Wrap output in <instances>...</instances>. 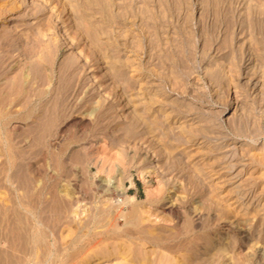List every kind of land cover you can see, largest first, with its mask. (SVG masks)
I'll return each instance as SVG.
<instances>
[{
    "label": "rangeland",
    "instance_id": "rangeland-1",
    "mask_svg": "<svg viewBox=\"0 0 264 264\" xmlns=\"http://www.w3.org/2000/svg\"><path fill=\"white\" fill-rule=\"evenodd\" d=\"M0 58V264H264V0H0Z\"/></svg>",
    "mask_w": 264,
    "mask_h": 264
},
{
    "label": "bare ground",
    "instance_id": "bare-ground-1",
    "mask_svg": "<svg viewBox=\"0 0 264 264\" xmlns=\"http://www.w3.org/2000/svg\"><path fill=\"white\" fill-rule=\"evenodd\" d=\"M9 45L10 46H12L13 45V43L11 42V43H9ZM34 63V62H33ZM1 66H2V59L0 58V68H1ZM16 82H10L9 83V91L11 90L12 92L15 90V88H16ZM254 84V83H253ZM8 89V88H7ZM10 183V182H9ZM7 188V187H6ZM13 188V187H12ZM10 191H11V189H9ZM8 191V190H7ZM171 192V191H170ZM15 193V192H14ZM244 193H245V191H244ZM249 193V192H248ZM17 194V193H16ZM10 195V194H9ZM8 195V196H9ZM6 196V195H5ZM3 198V197H2ZM5 198V197H4ZM14 198V197H13ZM6 199V198H5ZM4 199V200H5ZM8 199V198H7ZM20 199V198H19ZM12 200V199H11ZM7 201V200H6ZM15 201V200H14ZM13 201V202H14ZM16 203V202H15ZM18 203V202H17ZM166 205H167V203H166ZM6 207V206H5ZM4 207V208H5ZM11 207V206H10ZM15 207V206H14ZM18 207V206H17ZM9 208V207H8ZM74 210V209H73ZM4 211H7V210H4ZM14 211V210H13ZM8 212V211H7ZM10 212V211H9ZM21 212V211H20ZM23 212V211H22ZM4 213V212H3ZM76 213V212H75ZM2 214V213H1ZM27 214V213H26ZM17 215V214H16ZM32 215V214H31ZM2 216V215H1ZM18 216V215H17ZM20 216H21V214H20ZM4 217V216H3ZM19 217V216H18ZM17 217V219L18 220H16V222H17V227H19L21 230H19L17 233H16V237H18L19 238V240L17 241L16 239V241L17 242H19L20 243V252H24L28 257H29V259H28V257L26 256V255H24L23 257H25L26 256V260H25V258H23L22 257V259L21 258H19V260L17 259V261H18V263L16 262L15 264H27V263H29V262H35V264L36 263H38V264H74V260L77 258V257H79V253L80 252H78V256H71V255H69V253H62V252H66L65 250H66V248L64 249V251H62V250H60V252H58L57 253V255L55 256V257H50L48 254H49V252H46V251H48L47 250V247L45 246V244L46 243H44L43 244V242L41 241V240H43V239H41L40 238V236H42V235H44L43 233H41V230L39 229V228H37V226L35 227V226H32V227H30L28 224V222L26 223H23L22 222V220H20L21 219V217H19L18 218ZM30 217V216H29ZM39 217V216H38ZM23 218V217H22ZM25 218V217H24ZM23 218V219H24ZM2 219V218H1ZM12 219V218H11ZM26 219V218H25ZM11 221V220H10ZM42 221V220H41ZM2 222V221H1ZM5 222V221H4ZM12 222V221H11ZM38 222V221H37ZM36 222V223H37ZM6 223V222H5ZM15 223V222H14ZM32 223V222H31ZM12 225V224H11ZM7 226V225H6ZM45 226V225H44ZM78 226V225H77ZM5 227V226H4ZM16 227V228H17ZM82 227V226H81ZM43 229H44V227H42ZM78 228V227H77ZM12 229V228H11ZM55 230V229H54ZM2 232V231H1ZM54 232V231H53ZM78 232V231H77ZM10 233V232H9ZM96 233V232H95ZM84 234V233H83ZM94 234V233H93ZM97 235L99 236V234H98V232H97ZM14 236V235H13ZM79 236H80V233H79ZM94 236V235H93ZM103 236V235H102ZM16 237H14V238H16ZM46 237V236H45ZM56 237H58V236H56ZM83 237V236H82ZM87 237V236H86ZM11 238V237H10ZM39 238H40V240H39ZM84 239H85V237H83ZM93 238V237H92ZM1 239V238H0ZM3 239V238H2ZM97 239V238H96ZM95 239V240H96ZM100 239H101V237H100ZM86 240V239H85ZM94 240V239H93ZM5 241V240H4ZM11 241V240H10ZM14 241V240H13ZM90 241H92V239L90 240ZM134 241V240H133ZM3 242V241H2ZM16 242V243H17ZM78 242V241H77ZM80 242V241H79ZM96 242V241H95ZM15 243V244H16ZM52 243V242H51ZM56 243V242H55ZM54 243V244H55ZM59 243V242H58ZM134 243V242H133ZM64 244V243H63ZM90 244V243H89ZM136 244V243H135ZM52 245V244H51ZM50 245V246H51ZM57 245H59V244H57ZM91 245V244H90ZM13 246V245H12ZM55 246V245H54ZM70 246V245H69ZM83 246V245H82ZM77 246H75L74 248V250H78L77 248H76ZM85 247V246H84ZM14 248V247H13ZM59 248V247H58ZM58 248H56V249H58ZM142 248V247H141ZM11 249V248H10ZM15 249V248H14ZM19 249V248H18ZM17 249V250H18ZM51 249V248H50ZM61 249V248H60ZM84 248H82V250H83ZM126 249V248H125ZM16 250V249H15ZM15 250H13V251H15ZM73 250V249H72ZM72 250H70L71 252H72ZM81 250V249H80ZM10 251V250H9ZM12 251V250H11ZM59 251V250H58ZM75 251V252H76ZM127 252H125V250H123L122 251V253H126V255H130V254H132V256L130 257V258H126L125 259V262L124 263H122V264H131V262L132 261H135V260H137L138 262H139V264H148V262H149V259L147 258V256L145 255V253H142V252H139V253H136L137 255H135V254H133L134 253V251L132 250V248H131V250L129 249V250H126ZM16 252V251H15ZM19 252V253H20ZM74 252V253H75ZM3 253V252H2ZM10 253V252H9ZM14 253V252H13ZM16 254V253H15ZM1 255V254H0ZM9 255V254H8ZM7 255V256H8ZM11 255V254H10ZM21 255V254H20ZM23 255V254H22ZM21 255V256H22ZM72 255H74V254H72ZM75 255H77V254H75ZM12 256V255H11ZM10 256V257H11ZM129 257V256H128ZM5 258V257H4ZM8 258V257H7ZM98 258H100V256H98ZM88 259H89V257H83V258H80L79 260H80V262H78V260H77V262H75V263H80V264H89L90 263V261H88ZM14 260H16V259H14ZM14 260H13V263H11V264H14ZM35 260V261H34ZM5 262H6V260H4ZM1 263V262H0ZM3 264H5V263H3Z\"/></svg>",
    "mask_w": 264,
    "mask_h": 264
}]
</instances>
